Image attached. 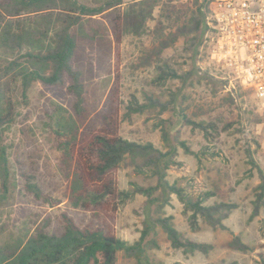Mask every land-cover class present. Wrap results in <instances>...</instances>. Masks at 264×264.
<instances>
[{"label": "rangeland", "instance_id": "1", "mask_svg": "<svg viewBox=\"0 0 264 264\" xmlns=\"http://www.w3.org/2000/svg\"><path fill=\"white\" fill-rule=\"evenodd\" d=\"M99 6L103 0H82ZM140 0H124L117 10ZM153 17L146 23L142 36L126 35L121 46L119 79H117L116 46L112 34L105 40L80 41L75 66L80 69L86 87L85 111L74 113L76 97L69 91L71 78L64 85L53 86L36 81L25 103L21 94L15 96L17 116L5 128L3 143L17 179L21 174L33 175L44 193L62 200L58 206L19 188L0 206V243L19 245L40 228L59 232L63 228L62 215L67 213L81 224H96V219L71 202V178L61 152L51 139V115L58 106L73 112L84 134H116L137 142H152L163 151L177 146L175 163L168 170L171 184L197 197L205 190L218 191L210 202L226 201L237 204L226 228H213L205 222L193 231L183 203L173 194L165 201L162 189L154 193L150 207L144 194L119 205L116 213L117 235L134 243L140 239L146 215L173 216L183 238L213 245V249L186 253L172 246L166 232L159 225L145 239L140 255L120 251L116 264H262L264 261V207L253 215V201L259 185L258 169H251L247 150L250 149L264 173V102L255 91L240 79L222 77L223 72L206 60L202 44L197 55L186 51V37L180 36L156 55L159 36H174L177 26H193L199 7L207 10L212 0H154ZM111 30V16H98ZM160 22H163L161 25ZM207 22V21H206ZM174 70L176 77L165 76L163 65ZM160 66V67H158ZM119 84L116 98L114 85ZM168 104V109L151 107L149 97ZM147 104L141 113L127 114L133 98ZM182 113L195 122L214 123L218 133L211 135L188 125ZM179 141L188 146L185 149ZM140 162L139 160L136 162ZM120 190L133 191L137 186H156L158 178L151 172H141L130 159L117 170ZM239 235L253 251L240 252L229 247L233 236Z\"/></svg>", "mask_w": 264, "mask_h": 264}, {"label": "trees", "instance_id": "2", "mask_svg": "<svg viewBox=\"0 0 264 264\" xmlns=\"http://www.w3.org/2000/svg\"><path fill=\"white\" fill-rule=\"evenodd\" d=\"M124 0H103L99 6H92L82 0H0V206L8 201L15 188L22 189L36 197L58 206L62 200L44 193L33 175L21 174L18 180L9 157L8 147L3 143L5 128L14 123L17 116L15 96L19 92L25 103L28 93L36 81L47 85L61 86L66 76L72 83L69 91L76 97L74 113L85 111L86 87L80 69L75 66L80 41L105 40L112 34L117 57V79L121 46L126 35L142 36L146 23L153 17L154 0H140L129 4L124 11L117 8ZM199 7L193 26H177L170 34L159 36L156 55L161 53L180 36L186 37V51L197 55L207 31V17ZM111 16V30L106 28L98 16ZM161 25L163 22H160ZM165 76L176 77L174 70L163 65ZM160 67V66H158ZM114 94H119V84L114 85ZM151 107L168 109V104L158 98L149 97ZM147 104L133 98L127 106V114L141 113ZM63 106L54 109L51 115V139L61 152V158L70 171L71 202L76 208L90 213L96 224L78 223L72 216L63 213V228L59 232L38 229L19 245L0 243V264H116L120 251L127 255H140L149 233L160 226L166 232L171 244L186 253L208 254L213 245L183 238L174 224L173 216L153 218L146 215L145 227L139 240L130 243L116 233V213L119 205L141 193L147 197L150 207L155 203L154 193L162 189L165 201L175 194L188 214L189 226L193 231L205 222L213 228L227 229L225 220L238 206L236 203L210 200L218 191L205 190L194 197L185 189L171 184L167 179L168 170L175 163L177 146L163 151L152 142H137L116 134H84L76 115ZM184 121L193 128L215 135L218 127L214 123L192 121L182 113ZM189 149L184 141H179ZM247 156L251 169H258L260 183L253 201V215H259L264 207V173L250 149ZM130 159L137 170L151 172L158 178L156 186H137L133 191L120 190L117 170ZM140 161L136 163L137 161ZM229 247L244 253L253 251L239 235L233 236ZM146 264H156L149 259ZM231 264H237L232 262ZM264 264V261L263 263Z\"/></svg>", "mask_w": 264, "mask_h": 264}, {"label": "built area", "instance_id": "3", "mask_svg": "<svg viewBox=\"0 0 264 264\" xmlns=\"http://www.w3.org/2000/svg\"><path fill=\"white\" fill-rule=\"evenodd\" d=\"M202 51L222 77L240 79L264 102V0H212Z\"/></svg>", "mask_w": 264, "mask_h": 264}]
</instances>
